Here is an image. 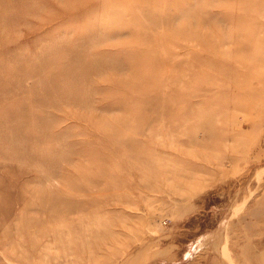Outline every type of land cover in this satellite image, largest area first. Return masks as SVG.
<instances>
[{
  "label": "rangeland",
  "instance_id": "374dc122",
  "mask_svg": "<svg viewBox=\"0 0 264 264\" xmlns=\"http://www.w3.org/2000/svg\"><path fill=\"white\" fill-rule=\"evenodd\" d=\"M0 264H264V0H0Z\"/></svg>",
  "mask_w": 264,
  "mask_h": 264
},
{
  "label": "bare ground",
  "instance_id": "6f19581e",
  "mask_svg": "<svg viewBox=\"0 0 264 264\" xmlns=\"http://www.w3.org/2000/svg\"><path fill=\"white\" fill-rule=\"evenodd\" d=\"M78 64H79V67H80V68L87 69L88 66H89L90 64H92V63H90V62H84V61H79Z\"/></svg>",
  "mask_w": 264,
  "mask_h": 264
}]
</instances>
